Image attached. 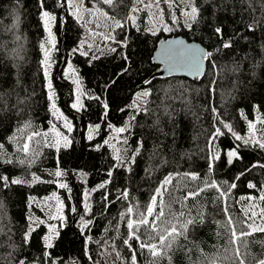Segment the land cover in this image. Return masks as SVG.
I'll list each match as a JSON object with an SVG mask.
<instances>
[{"label":"trees","instance_id":"16d2710c","mask_svg":"<svg viewBox=\"0 0 264 264\" xmlns=\"http://www.w3.org/2000/svg\"><path fill=\"white\" fill-rule=\"evenodd\" d=\"M84 1L96 5L94 24L112 37H96L83 46L86 52V29L68 0H0V175L24 181L7 187L0 182V264H133V254L135 264H240L241 259L256 264L264 258V233L239 240L237 257L228 217L239 231L240 221L252 211L261 224L264 209V0H251L254 12L245 10L241 0H231L234 7L227 0H195L200 9L195 22L185 16L188 0ZM154 2L162 16L156 29L150 21ZM45 11L55 17L47 27ZM116 20L123 27H116ZM214 27L223 28L231 48L214 51L220 47ZM176 36L213 51L215 67L207 60L205 74L194 79L155 76L162 67L154 61L158 44ZM77 89L80 109L72 107ZM144 91L150 95H138ZM121 127L126 131L113 146L110 136ZM216 129L223 134L213 140ZM54 130L68 141L58 144ZM33 133L40 135L32 137L25 152ZM234 148L241 159L230 162L226 153ZM56 171L63 175L55 176ZM168 176L166 217L174 215L178 228L188 219L198 222L165 249L166 255L152 257L139 247L146 240L144 227L137 230L140 240H132L126 222L145 211ZM58 181L68 188H60ZM86 187L93 189L89 209ZM200 188L205 190L185 199ZM54 192L64 199L66 219L48 247L45 222L30 230L31 216H43L32 198ZM247 197L254 199H242ZM128 207L134 211L125 215Z\"/></svg>","mask_w":264,"mask_h":264},{"label":"snow or ice","instance_id":"6c2138e0","mask_svg":"<svg viewBox=\"0 0 264 264\" xmlns=\"http://www.w3.org/2000/svg\"><path fill=\"white\" fill-rule=\"evenodd\" d=\"M115 2V0H103L104 4L107 5H112ZM137 4H142L143 0H136ZM242 4L246 5V9H251L253 12L255 11V8L252 7L251 0H241ZM228 6L229 7H234L231 5V0H227ZM188 6L190 7V10L185 12V16L189 21L195 22L198 17L200 16V9L196 7L195 5V0H188ZM262 9H264V5H260ZM139 10L138 8L133 9V11ZM87 11H91L90 9H87ZM103 15L107 16V13H103ZM43 16L45 18V26H48V21L55 19V17L51 16L47 11L43 13ZM111 18V17H109ZM131 19H135V17H131ZM116 27L120 28L123 27V24L119 21H115ZM192 24L188 23L187 27H191ZM249 29L251 30L252 25H248ZM212 32L216 37L219 38L220 40V47L216 48L214 51L219 52L221 49H227L232 47V41L231 38H225L224 37V30L222 27H214L212 29ZM49 35L51 36V30L49 29ZM108 39H111L112 37H106ZM54 43V42H53ZM123 43V42H121ZM183 43V42H179ZM42 48H44V45H41ZM192 51L190 54V58L188 60V63L190 66L195 67L197 71H199L200 66L202 61L208 60L210 64L215 67L214 62L211 60V57L213 56V51H209L206 49H201L195 46H191ZM115 51V49H113ZM86 55V53H85ZM49 60H50V52L47 48L44 49V65L45 67V75H48L47 72V66L49 65ZM124 71H127L125 68ZM78 83V82H77ZM150 83V82H149ZM48 88H52V83L51 80L48 82ZM52 93H49V99H52ZM140 96H147L150 95L148 91H144L143 93H138ZM53 109H55V103L52 105ZM73 108L80 109L83 107V105L80 103L79 98H77V102L72 105ZM108 107L107 104L104 105V108L106 109ZM145 111H147L145 109ZM62 115V114H61ZM65 127L71 130V125L68 123L67 118H65ZM98 127V126H97ZM224 127L231 132V126L228 124H224ZM254 125L249 123V128H253ZM116 131L118 133H123L126 131V128L121 127L117 128ZM162 131V129H161ZM216 135L212 137L213 140H215L216 136L222 135L223 133L220 131V129L215 130ZM40 135L39 133H33L32 136L28 137V140L31 141L33 136ZM91 138V136L89 137ZM237 140L242 139L240 136H236ZM250 141L248 139L244 140L245 144H248ZM142 143V142H141ZM260 147H264V144H260ZM29 149V144L25 143L23 145V150L27 152ZM226 155L231 159H241L239 156V152L237 149H232L226 153ZM218 155L214 156L213 159H218ZM117 159L119 160L120 157L118 156ZM11 161H9L10 163ZM21 164L24 163V161H20ZM211 167V164L209 165ZM55 176L59 177L62 176L63 173L61 171H56L54 173ZM110 175V173H109ZM186 176H188L192 180H196L198 178V175L195 173H185ZM244 175L243 172L240 173V176ZM239 177H237L238 179ZM39 178L33 175V180H38ZM0 182L3 183L5 187H7L9 184H21L24 181H22L20 178H10L9 176L6 175H0ZM172 183V177L168 176L165 177L164 180L159 184L158 188L154 191V194L150 198L149 204L146 206L144 212L136 211V218L135 219H129L126 222V226L130 231V238L132 240L139 241L140 236L137 235V230L143 226L144 227V235L146 236V240L141 241L139 244V247L141 249H147L152 257H160L161 255H166L165 249H170L173 246V243L175 242L176 238L178 236H185L188 226L189 225H195L198 221L188 219L184 223L180 224L179 228L177 227L176 224L172 223V220H175L176 217L169 213L168 215L171 216V219H168L165 215L164 211V201H163V193L167 191V185ZM250 188H254L255 185L249 184L248 185ZM60 188H68L67 184H60ZM101 188L104 187V185H100ZM208 187H219V185L215 184H205V188ZM236 184L232 183L230 185V188H235ZM205 188H200L197 191H189L185 194V199L193 198L198 196L201 192L205 190ZM69 191H71L69 189ZM124 196H127V192L125 191L123 193ZM221 195H226V193H221ZM242 199H254L252 197H247V198H242ZM261 200H264V194L260 196ZM87 207V205L85 206ZM59 208H63V204H59ZM159 208V210H157ZM225 212L228 211L227 207L223 209ZM75 211V209H73ZM134 209L133 207H128L125 215L129 213H133ZM257 212L252 211L249 215H247V218L240 221V230L237 231L235 224L233 223V218L231 216L228 217V224L230 225V231H231V237H230V242L236 246V255L239 257V246L237 242L241 240L244 237H248L253 235L255 232H261L264 233V209L260 210L259 213V219L261 220V224H257L256 220L254 219L257 217ZM180 216H184V213L181 212ZM60 218L63 219L62 216L60 217H53V219ZM251 221V222H250ZM159 222V223H157ZM42 223V222H41ZM50 232L54 233L55 235H58V231L56 229L55 225H49ZM31 235V231L25 233V242L27 243L28 238ZM44 239L48 241V247H51V241L53 239L52 235L45 236ZM153 241H158L153 242ZM125 243L127 244L128 241L126 240ZM130 246V245H129ZM20 264H24L23 261L20 262ZM133 264H135V255L133 254ZM155 264V262H153ZM240 264H244V261L241 259ZM256 264H264V258H261L257 260Z\"/></svg>","mask_w":264,"mask_h":264},{"label":"rangeland","instance_id":"374dc122","mask_svg":"<svg viewBox=\"0 0 264 264\" xmlns=\"http://www.w3.org/2000/svg\"><path fill=\"white\" fill-rule=\"evenodd\" d=\"M69 5L73 10H75V15L79 18L80 22L83 24V26L86 29L85 37L82 42V51L86 52L83 49V46H89L92 44L93 40L100 36L105 40H109L106 37H110L105 31L101 30L98 26L94 24V15L97 12L96 5L86 6L84 0H68ZM151 7V13H150V21L153 28H157L158 26L162 25V16L161 12L158 9V6L156 2L152 3L150 5ZM87 9H90L91 11H87ZM79 83V80H78ZM76 96L77 98L81 97L80 90H76ZM253 130L255 131L254 127ZM94 131V127L89 128V134L90 137ZM53 133L55 134V137L57 139V143L60 144L62 142H67L68 139L66 136H63L60 132L54 130ZM120 133L116 131V129L113 130V133L110 136V143L111 145H116L118 142V136ZM29 140L27 139L28 143ZM58 186L62 184L60 181L57 182ZM93 189L86 187L84 191V204L87 205V209L90 207L89 198L92 194ZM33 203L38 205V208L43 212V216L35 213L33 216H31L30 219V230L35 228L39 223L45 222L47 226L49 225H55L56 229L59 233V228L64 225L65 223V203L64 199L62 198L61 194L59 192H54L49 196H45L43 198H32ZM63 204V208H59V204ZM62 216L63 219L56 218L53 219V217H60ZM87 223V222H86ZM29 230V231H30ZM48 235H52L53 239L55 237V234L50 232V229L48 227ZM52 239V241H53ZM51 241V243H52ZM46 244L48 245V241H46Z\"/></svg>","mask_w":264,"mask_h":264},{"label":"water","instance_id":"95a60500","mask_svg":"<svg viewBox=\"0 0 264 264\" xmlns=\"http://www.w3.org/2000/svg\"><path fill=\"white\" fill-rule=\"evenodd\" d=\"M191 46L206 49L200 42L189 41L182 36L162 40L154 54V61L162 66L155 76H184L190 79L203 76L206 72L207 60L202 61L199 71L190 66L188 60L192 51Z\"/></svg>","mask_w":264,"mask_h":264}]
</instances>
